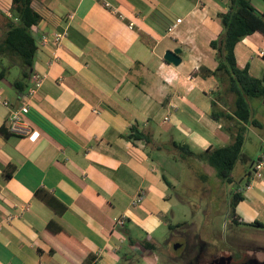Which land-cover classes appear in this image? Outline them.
Here are the masks:
<instances>
[{"label": "crops", "instance_id": "crops-1", "mask_svg": "<svg viewBox=\"0 0 264 264\" xmlns=\"http://www.w3.org/2000/svg\"><path fill=\"white\" fill-rule=\"evenodd\" d=\"M251 2L264 11V0ZM33 5L43 19L32 29L38 48L25 90L13 84L20 76L8 77L14 65L0 79L2 98L10 103L0 100V128L10 132L6 137L0 131V264H84L90 255V264H153L156 235L170 225L165 178L173 182L159 169L171 159L149 146L177 141L205 150L231 139V131L211 115L216 76L200 72L218 65L211 41L222 32L218 14L228 9V0H34ZM10 6L11 0H0V38ZM55 31L66 32L61 44L43 41ZM243 40L249 61L248 49L239 54L236 46L239 65L263 77L264 70L259 76L253 67L264 59V35L255 32ZM177 47L179 65L164 58ZM14 70L21 74L19 67ZM34 74L44 81L23 116L29 131L13 132L11 108L27 97ZM218 93L215 101L227 109L232 96L228 102ZM254 103L258 124L248 133L254 127L262 133L254 134L260 141L253 159L245 141L251 166L264 144V104ZM134 126L150 134L152 143L125 138ZM246 171L238 178L236 191L243 198L236 205V225L264 224V168L259 178L244 177ZM40 187L64 203L65 211L57 213L37 197ZM121 217L123 226L116 224ZM51 220L67 235L48 229Z\"/></svg>", "mask_w": 264, "mask_h": 264}, {"label": "trees", "instance_id": "trees-1", "mask_svg": "<svg viewBox=\"0 0 264 264\" xmlns=\"http://www.w3.org/2000/svg\"><path fill=\"white\" fill-rule=\"evenodd\" d=\"M33 2L34 0H11L12 17L4 13L6 16L0 38V55L6 56L10 61L8 65H4L0 61V79L7 74L10 66H20L21 76L13 82L20 91L25 90L38 48V37L34 35L32 29L43 19L42 13L34 7ZM218 17L223 25V31L219 37L211 41V47L216 51L218 65L215 70L201 68L200 72L202 76H221L224 86L221 95H224L228 102L229 95L232 96L229 107L223 109L215 101L220 99V95H217L212 102L211 110L212 117L222 123L223 129L227 132L231 131V139L224 145L208 147L199 152L193 150L188 143L177 141L172 142L171 147L157 145L156 149L175 151L182 158L193 157L210 165L214 169L216 177L225 184L235 180L233 170L237 162L248 159L244 153L248 128L258 124L255 116L257 104L254 103V100L262 99L264 104V76H253L248 65L240 66L235 51L237 44L244 37L255 32L264 35V11L259 12L251 0H228V9L220 12ZM0 131L6 137L10 135V132L4 127H1ZM125 138L143 140L147 144L152 143L150 134L136 126L130 129ZM14 167L11 166L5 170L6 178L12 176ZM202 177L203 179L207 178L206 174ZM165 180L169 186H172L171 182L166 178ZM35 195L57 213H62L66 209L64 203L43 187L38 188ZM242 198L243 196L239 192H234L232 201L228 203L231 220L235 224H239L235 215L236 205ZM252 225L264 228V224L259 221L253 222ZM174 227V225H169L170 229ZM47 228L56 233L64 232V229L55 220H51ZM92 260L93 255H90L84 264H90Z\"/></svg>", "mask_w": 264, "mask_h": 264}, {"label": "rangeland", "instance_id": "rangeland-1", "mask_svg": "<svg viewBox=\"0 0 264 264\" xmlns=\"http://www.w3.org/2000/svg\"><path fill=\"white\" fill-rule=\"evenodd\" d=\"M221 26L223 31L222 23ZM243 39L239 41L237 51L239 54H245L248 49V55L244 59L249 61L248 44ZM6 58V56L0 55V59H3L5 62ZM258 62L260 65L257 71ZM263 64L264 59L257 58L253 67V73L262 76L264 70ZM16 66L20 68L18 65L10 68L11 73L8 74V77L11 79L21 76L19 72L14 70ZM214 79L217 87H219L218 90L222 92V88H224L222 77L216 76ZM218 90L215 95L219 94ZM253 129L248 133L245 148L250 159L255 158L256 149L260 141L259 139H254V134H257V132L259 134L262 133L260 127H254ZM165 135L166 137L170 136V134ZM174 135L178 136V134ZM149 149L150 151L169 157L172 161H166L164 165L160 163L159 169L161 173H164L173 182L172 186H169L168 191L169 198L167 201L169 203V211L166 222L175 226L173 229L167 226L164 232H158L156 235L160 244L155 249L157 257L152 258L153 264H187L186 248H175V244L183 242L180 234L188 231L192 236V245L194 243L192 255L202 247V241L207 243L206 252H204V257L202 258L205 261L219 254L232 251L231 249L235 246L237 235H241L240 237L243 240L253 243H256L255 241L258 238V241L264 246V229L255 228L250 225L237 226L231 220L228 205L232 201L233 193L236 191L238 185H240L238 178L243 175L246 169H253L250 159L238 161L233 170L235 180L232 183L224 184L216 177L215 171L211 166L203 165L196 158H182L175 151L157 150L151 146H149ZM194 149L196 151L204 150L200 147H194ZM205 174L207 178L203 179L202 176ZM259 256L264 257V254H259Z\"/></svg>", "mask_w": 264, "mask_h": 264}, {"label": "built area", "instance_id": "built-area-1", "mask_svg": "<svg viewBox=\"0 0 264 264\" xmlns=\"http://www.w3.org/2000/svg\"><path fill=\"white\" fill-rule=\"evenodd\" d=\"M105 4L106 6L110 7V3L106 2ZM0 12H1V7H0ZM4 13L8 15L9 17H12L11 10H6L4 11ZM65 35H66L65 31L63 32L55 31V32H52L51 34L44 35L43 41L44 42L51 41L55 45H59L61 44V41L65 37ZM43 81H44L43 75L34 74L33 84L30 87L27 97L23 99V102L21 103L19 107L11 108L10 116L8 118V126L11 131L17 132V133H27L29 131V128H28L29 126L25 123L23 116L24 114L30 111L31 100L35 97L36 93L41 88ZM0 100H2L6 106H10L9 101L2 98L1 93H0ZM263 168H264V144L261 147V152L258 158L253 163V178L261 177ZM143 195L144 194L142 192L139 193L136 196V198L133 200V204H137L142 199ZM116 224L123 226L125 224V219L123 217L117 218Z\"/></svg>", "mask_w": 264, "mask_h": 264}, {"label": "flooded vegetation", "instance_id": "flooded-vegetation-1", "mask_svg": "<svg viewBox=\"0 0 264 264\" xmlns=\"http://www.w3.org/2000/svg\"><path fill=\"white\" fill-rule=\"evenodd\" d=\"M252 174L253 169H249L246 171L244 177H249ZM252 224L249 225L255 228H262L259 226H254ZM180 235L183 238V242H179L181 243L179 247L186 248V255L188 257L187 264H210L214 259L224 255L231 259L230 264H250L256 260H264V257L259 256V254H264V246L260 243V241H258V238L257 241H255L256 243H253L247 242L240 237L241 235H237L235 246L231 249L232 251H230L229 253L226 252L223 254H219L217 256L212 257L210 260L205 261L202 258L204 257V252H206L207 243L205 241H202V247L192 255V247L194 246V243L192 245V236L190 232H182Z\"/></svg>", "mask_w": 264, "mask_h": 264}, {"label": "water", "instance_id": "water-1", "mask_svg": "<svg viewBox=\"0 0 264 264\" xmlns=\"http://www.w3.org/2000/svg\"><path fill=\"white\" fill-rule=\"evenodd\" d=\"M182 52V49L177 47L174 50L168 49L165 52L164 58L166 61L173 63L175 65H179L182 61V58L180 56ZM181 245V243H177L175 244V248L179 247ZM231 259H229L228 257L224 256H220L216 259H214L210 264H230ZM250 264H264V260H256L253 263Z\"/></svg>", "mask_w": 264, "mask_h": 264}]
</instances>
